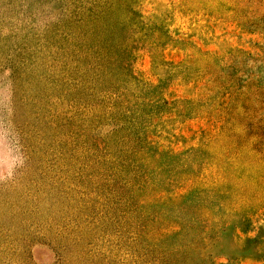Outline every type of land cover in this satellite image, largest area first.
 <instances>
[{"label":"rangeland","instance_id":"obj_1","mask_svg":"<svg viewBox=\"0 0 264 264\" xmlns=\"http://www.w3.org/2000/svg\"><path fill=\"white\" fill-rule=\"evenodd\" d=\"M0 264H264V0H0Z\"/></svg>","mask_w":264,"mask_h":264}]
</instances>
